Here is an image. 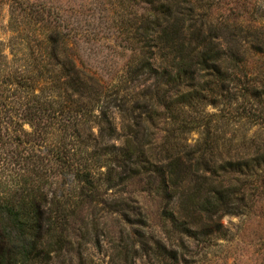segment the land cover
I'll list each match as a JSON object with an SVG mask.
<instances>
[{"label": "trees", "instance_id": "obj_1", "mask_svg": "<svg viewBox=\"0 0 264 264\" xmlns=\"http://www.w3.org/2000/svg\"><path fill=\"white\" fill-rule=\"evenodd\" d=\"M143 3L151 8L129 22V38L137 46L117 82L104 83L66 57L62 86L68 101L59 105L54 117L79 135L91 131L85 143L88 155L75 165L83 202H98L104 184L117 185L116 171L125 173L122 182L143 174L162 196L165 216L177 227L191 232L196 221L206 219L211 223L203 227L212 231L223 215L243 214L255 204L252 184L264 193V76L251 70L244 45L229 46L222 40L228 30L231 41L241 36L251 42L254 53L263 52L264 26L246 27L241 14L232 10L212 23L206 0ZM141 81L149 84L137 90ZM220 104L232 112L231 120L258 128L248 141L229 142L228 157L222 160L224 150L218 149L209 125L196 114L201 107ZM37 109L41 113L44 108ZM113 109L124 120L120 146L107 143L118 134ZM160 125L164 132L155 136ZM199 128H204L203 142L190 145L186 135ZM58 156L61 163L73 165L62 151ZM64 202L49 201L37 189L23 190L0 203V264H43L51 252L61 251L67 240L66 223L74 215L65 212ZM153 243L141 248L152 264L177 262V249L159 240ZM120 255L125 264H136L139 249L127 246Z\"/></svg>", "mask_w": 264, "mask_h": 264}, {"label": "rangeland", "instance_id": "obj_2", "mask_svg": "<svg viewBox=\"0 0 264 264\" xmlns=\"http://www.w3.org/2000/svg\"><path fill=\"white\" fill-rule=\"evenodd\" d=\"M206 1L212 23L233 11L241 14L246 27L264 26V0ZM150 8L143 0H0V203L37 189L49 201L67 203L65 212L74 214L66 223L67 240L43 264H125L120 253L127 246L139 249L136 264H152L141 248L155 240L178 250L175 264H264V193L256 190L257 183L251 185L255 204L243 214L223 215L212 231L203 227L211 223L206 219L196 221L191 232L177 227L165 216L162 196L143 174L122 182L125 173L116 171L117 185L104 184L98 202L81 198L76 166L88 155L85 143L91 131L79 135L54 117L68 101L62 86L64 59L69 56L79 70L104 83L117 82L137 46L129 38V22ZM228 35L224 30L222 40L229 46L244 45L251 70L263 78L264 51L254 53L251 42L241 36L231 41ZM52 36L58 40L52 41ZM147 84L141 81L137 90ZM225 106L207 105L196 112L209 125L218 149L224 150L221 160L228 157L229 142L248 141L258 129L231 120ZM113 110L118 134L107 143L120 146L124 120ZM202 129L186 135L190 145L203 142ZM93 130L98 134L96 125ZM155 131L160 136L162 125ZM61 151L73 165L61 163ZM207 230L209 235L201 233Z\"/></svg>", "mask_w": 264, "mask_h": 264}]
</instances>
